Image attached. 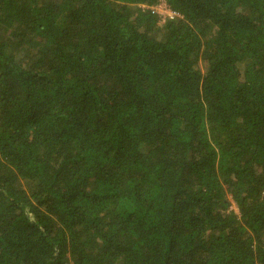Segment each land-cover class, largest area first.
<instances>
[{"label":"trees","instance_id":"1","mask_svg":"<svg viewBox=\"0 0 264 264\" xmlns=\"http://www.w3.org/2000/svg\"><path fill=\"white\" fill-rule=\"evenodd\" d=\"M0 264H264V0H0Z\"/></svg>","mask_w":264,"mask_h":264},{"label":"built area","instance_id":"2","mask_svg":"<svg viewBox=\"0 0 264 264\" xmlns=\"http://www.w3.org/2000/svg\"><path fill=\"white\" fill-rule=\"evenodd\" d=\"M161 8L163 10V12L161 13L159 11V13L157 12V9ZM160 17L161 21L162 19L163 22L165 23L167 20H172L176 17H179V14L173 12L169 6L165 3V2H162L161 4H159L158 6L152 8Z\"/></svg>","mask_w":264,"mask_h":264},{"label":"rangeland","instance_id":"3","mask_svg":"<svg viewBox=\"0 0 264 264\" xmlns=\"http://www.w3.org/2000/svg\"><path fill=\"white\" fill-rule=\"evenodd\" d=\"M159 11L162 13L163 12V10L161 9V8H159V9H157V12L159 13ZM163 20L164 19H162V21L160 22V24H163L164 22H163ZM235 211H237V209L235 208V207H232Z\"/></svg>","mask_w":264,"mask_h":264}]
</instances>
